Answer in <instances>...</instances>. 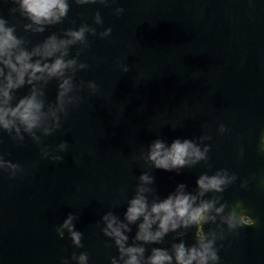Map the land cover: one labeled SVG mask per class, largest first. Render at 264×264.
I'll return each instance as SVG.
<instances>
[{"label": "water", "instance_id": "95a60500", "mask_svg": "<svg viewBox=\"0 0 264 264\" xmlns=\"http://www.w3.org/2000/svg\"><path fill=\"white\" fill-rule=\"evenodd\" d=\"M11 6L0 0V10L13 23ZM117 6L125 9L120 16L112 12ZM97 9L104 19L98 31L110 26L112 34L89 37L90 48L80 57L89 68L77 73V82L95 80L99 91H82L83 101L70 109L63 128L44 138L53 146L62 139L69 142L64 160L42 159L30 138L20 147L4 134L0 149L5 158L26 171L15 179L0 174V264H60L61 257L81 251L88 252L89 264H109L118 251L105 247L109 238L98 222L108 210L123 218L141 172L155 176L164 198L181 182L194 190L202 172L219 168L238 179L216 195L230 205L242 200L244 214L255 221L218 242L221 264H264V154L258 149L264 133V0H116L108 7L70 0L62 24L30 38L35 43L81 21L91 24ZM18 34L24 33L18 28ZM118 63H127L129 71L122 73ZM26 93L27 87L17 95ZM55 93L53 80L48 98ZM220 123L228 129L223 135L217 133ZM204 131L212 136L204 142L211 145V167L200 162L177 175L132 159L157 137L170 144ZM242 180L247 188L240 187ZM69 212L79 214L75 226L83 233V248L55 231ZM132 227L130 237L136 231ZM172 235L165 244L146 248L167 247ZM194 237L195 227L185 240L191 244Z\"/></svg>", "mask_w": 264, "mask_h": 264}, {"label": "clouds", "instance_id": "9594fccd", "mask_svg": "<svg viewBox=\"0 0 264 264\" xmlns=\"http://www.w3.org/2000/svg\"><path fill=\"white\" fill-rule=\"evenodd\" d=\"M5 3L12 5L8 16L15 22L10 23L0 10V145L4 142V134L20 147L28 137L38 147L42 159L62 162L69 142L62 139L53 146L45 143L44 138L63 128L70 117V109L83 101L82 91L92 94L99 91L95 80L77 82V73L89 68L80 57L90 48V36L104 39L112 34V28L98 31L97 26H102L104 19L97 9L91 24L81 21L78 26L64 28L60 33L52 31L33 43L30 36L42 34L49 27L64 22L70 11V0H5ZM71 3L108 7L116 0H71ZM124 11L122 6L112 9L116 16ZM70 23L76 25L77 21L72 19ZM18 28L23 35L18 34ZM118 67L122 73L129 71L127 63H118ZM53 80L56 93L49 99L47 88ZM25 87L27 93L18 96V90ZM202 127L207 129V124ZM227 131L224 123L218 125V134ZM211 139L207 131L191 139L177 137L170 144L157 137L146 147H140L138 157L133 153L132 159H142L151 170L162 169L177 175L182 169L200 162L211 167L208 163L211 145L204 143ZM258 149L264 154V133L260 135ZM238 155L243 157L242 148ZM73 162L78 164L79 158L73 157ZM25 171L24 165L6 159L0 149V174L7 173L9 179H15ZM237 179V174L227 168H219L213 174L202 172L196 178L194 190H188L181 182L162 198L155 187V176L149 171L141 172L134 194L127 200L123 218L108 210L98 222L103 225L100 231L109 238L104 241L105 247L114 246L118 251V255L109 257V264H221L218 242L224 241L228 234H236L243 226L255 223L244 214L247 209L242 200L230 205L228 201L221 202L222 197L216 195ZM240 187L247 188L248 181L242 180ZM78 220V213L69 212L55 231L61 239L67 233L76 248H83V233L75 226ZM133 225L136 231L130 237ZM205 225L209 226L207 232ZM193 227L194 242L188 244L185 237ZM170 233L174 235L169 246H155L150 251L146 248L150 244H165ZM73 261L89 264L88 252H73L71 256L60 258V264Z\"/></svg>", "mask_w": 264, "mask_h": 264}]
</instances>
